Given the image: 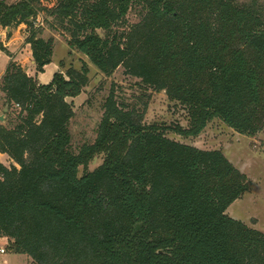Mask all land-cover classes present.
<instances>
[{"label": "trees", "instance_id": "1", "mask_svg": "<svg viewBox=\"0 0 264 264\" xmlns=\"http://www.w3.org/2000/svg\"><path fill=\"white\" fill-rule=\"evenodd\" d=\"M132 11L139 21L129 25ZM40 14L104 76L123 68L146 89L164 92L186 112L188 125L145 124V106L117 102L112 92L95 141L75 153V113L67 100L88 85L87 65L41 84L11 61L0 84L7 108L0 154L15 164L0 163L6 251L26 255L31 264H264V233L226 213L248 193L247 176L220 150L167 137L197 138L214 120L241 135L264 133L262 6L0 0V27H28L36 74L54 52V39L42 38L36 25ZM100 155L102 164L89 172Z\"/></svg>", "mask_w": 264, "mask_h": 264}, {"label": "rangeland", "instance_id": "2", "mask_svg": "<svg viewBox=\"0 0 264 264\" xmlns=\"http://www.w3.org/2000/svg\"><path fill=\"white\" fill-rule=\"evenodd\" d=\"M19 0H4L7 4H13ZM239 3L257 2L264 9V0H237ZM137 11V10H136ZM132 11L127 16L129 25L139 21L138 12ZM36 25L42 28V38L54 39L53 65L57 71L63 73L69 69L81 71L85 63L89 69L88 85L82 94L75 99H68L71 103L75 116L70 125L72 136L71 150L75 153L84 145L92 144L97 136V128L104 114V103L113 92L117 102L127 106L136 105L138 109L145 106L144 123L158 124L160 126H175L179 124L187 127L186 112L175 102L170 101L164 92H154L146 89L139 79L133 78L125 73L123 68L117 69L110 77L104 76L86 57L79 52L71 51L67 45L68 36L57 28L51 18L46 19L42 14L37 18ZM0 84L1 78L13 60L8 53L16 52V64L20 65L27 73H34V66L29 56V45H27L28 27L9 28L0 27ZM4 48V50L1 49ZM63 64L62 68L59 67ZM49 83V82H48ZM3 95L0 91V116L4 113ZM7 112L4 114L6 123ZM169 139L195 146L202 150H220L226 158L250 181V189L241 199L235 201L226 211L231 218L243 222L250 228L264 233V133L255 136L241 135L228 128L220 120L211 122L204 132L197 138H183L172 132L167 133ZM103 162V156H96L90 163L88 171H94ZM0 163L10 168L15 165L6 155L0 157ZM18 167V166H17ZM19 168V167H18ZM84 173L83 168L79 170V177ZM9 241L0 237V247L8 250ZM0 264H31L26 255H18L6 252L0 255Z\"/></svg>", "mask_w": 264, "mask_h": 264}, {"label": "crops", "instance_id": "3", "mask_svg": "<svg viewBox=\"0 0 264 264\" xmlns=\"http://www.w3.org/2000/svg\"><path fill=\"white\" fill-rule=\"evenodd\" d=\"M28 45V44H27ZM30 47V46H28ZM30 50V48H28ZM30 52L31 50L29 51V56H30ZM11 57V59H13L12 61L13 62H17V57L20 56V54L16 53V52H11V55H9ZM31 59H32V56H31ZM18 63V62H17ZM32 63H33V60H32ZM53 65V61L50 65L46 66L45 69H44V73H41V74H36V70H35V65L33 63V66H34V73L30 74V73H27L30 77H35L39 83L41 84H48V82L51 81L53 75L57 72H60V71H57V69L54 67L50 73L48 74L47 71L50 70V67ZM6 156L5 154H0V157H4Z\"/></svg>", "mask_w": 264, "mask_h": 264}, {"label": "built area", "instance_id": "4", "mask_svg": "<svg viewBox=\"0 0 264 264\" xmlns=\"http://www.w3.org/2000/svg\"><path fill=\"white\" fill-rule=\"evenodd\" d=\"M1 38H2V35H0V40ZM6 252H7L6 249L0 247V255H5Z\"/></svg>", "mask_w": 264, "mask_h": 264}, {"label": "water", "instance_id": "5", "mask_svg": "<svg viewBox=\"0 0 264 264\" xmlns=\"http://www.w3.org/2000/svg\"><path fill=\"white\" fill-rule=\"evenodd\" d=\"M7 112V108L4 109L3 115L0 116V122L4 121V114Z\"/></svg>", "mask_w": 264, "mask_h": 264}]
</instances>
